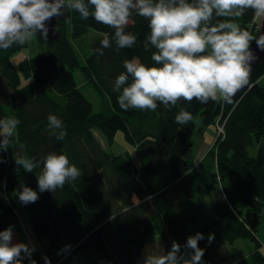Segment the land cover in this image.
Segmentation results:
<instances>
[{
  "label": "trees",
  "instance_id": "obj_1",
  "mask_svg": "<svg viewBox=\"0 0 264 264\" xmlns=\"http://www.w3.org/2000/svg\"><path fill=\"white\" fill-rule=\"evenodd\" d=\"M254 16L255 11L248 9L232 19L254 37L258 32L253 30ZM225 19L216 18L213 23ZM129 20L125 32L136 35L137 43L118 49L113 40L100 56L95 49L101 47L105 35L111 39L115 30L91 16L83 20L78 11L66 8L65 18L57 19L55 25L59 39L36 33L42 53L19 63L22 73L30 76L21 88L10 56L27 42L0 49V73L9 94L8 99L0 100V119L20 121L15 141L7 152H0V189L27 215L40 246L35 247L32 259L36 264H45V256L51 264H146L148 258H142L141 253L149 235L161 236L163 253L176 242L187 254L192 251L184 248L187 238L199 232L204 236L198 242L205 249L203 264L225 260L217 253L224 242L230 245V264H264L263 254L253 251L243 255L235 244L247 239L260 247L258 234L264 222V58L254 70L250 86L239 91L231 104L218 98L206 104L181 99L171 110L157 102L155 111H124L117 103L120 92L114 90L116 78L126 71L123 62L138 58L151 67L155 51H145L143 46L150 34L148 21L135 13ZM90 29L99 34L91 39V52L82 64L66 33L70 30L76 39ZM76 67L99 95L108 98L101 111L93 112L92 103L78 87L72 74ZM181 108L192 114L186 125L175 121ZM49 114L63 121L67 132L63 140L50 134ZM197 115L205 126L219 123L223 134L191 168L187 153ZM95 129L101 131L108 146L121 130L135 147L134 157L127 150L108 151ZM16 148L41 161L52 152L64 154L82 176L55 192L40 193L37 176L42 165L32 172L16 170L12 157ZM161 173L169 176L164 179L162 175L160 184H155L153 179ZM22 185L38 192L35 203H20ZM217 189L222 192L220 198L214 203L203 201L207 207L212 205L210 218L191 234L188 228L204 220L190 223L192 217L182 203L197 197L210 199ZM17 207L0 197V231L10 225L19 228ZM210 233L214 234L211 244L207 239ZM23 264L29 260L24 259Z\"/></svg>",
  "mask_w": 264,
  "mask_h": 264
},
{
  "label": "clouds",
  "instance_id": "obj_2",
  "mask_svg": "<svg viewBox=\"0 0 264 264\" xmlns=\"http://www.w3.org/2000/svg\"><path fill=\"white\" fill-rule=\"evenodd\" d=\"M65 8L78 11L83 20L91 16L115 30L111 39L105 35L101 47L95 49L100 56L113 40L118 49L132 48L137 43L136 35L125 32L133 13L148 21L150 34L143 46L145 51L155 49L151 55L154 65L146 66L138 58L123 62L126 71L116 78L114 90L120 92L117 103L124 111H155L157 102L171 110L181 99L206 104L215 101L217 94L231 104L236 93L248 84L257 59L250 48V41L255 38L232 18L244 15L248 9L264 16V0H0V49L25 44L36 33L48 38L47 23L62 16ZM221 17L228 19L213 23ZM255 41L264 50V36ZM47 119L50 134L63 140L67 135L63 121L53 114ZM191 120L192 114L183 108L175 116L179 125ZM19 124L17 118L0 119V152L8 151ZM15 164L26 172L42 165L37 176L40 193L55 192L82 176L66 155L54 152L42 161L18 155ZM21 187L20 203L39 199L37 191ZM203 239L199 232L189 236L184 248L192 251L187 254L173 242L170 250L146 259V264H203L205 249L198 246ZM207 239L211 244L214 234L210 233ZM34 251V246L13 243V226L0 231V264H23L24 259L36 264L32 259ZM43 259L45 264H51L48 257Z\"/></svg>",
  "mask_w": 264,
  "mask_h": 264
},
{
  "label": "rangeland",
  "instance_id": "obj_3",
  "mask_svg": "<svg viewBox=\"0 0 264 264\" xmlns=\"http://www.w3.org/2000/svg\"><path fill=\"white\" fill-rule=\"evenodd\" d=\"M264 16H257L255 14L254 16V21H253V27L254 31L255 30H260L262 20ZM130 22V20H129ZM99 33L94 30L90 29L87 33H84L81 35L79 38L72 39L69 38L70 42L72 43L74 52L76 53L77 58L79 59L80 63L85 62V58L90 54L91 52V39L94 36H97ZM40 41L38 40L37 35L35 34L29 41H27L26 47L18 51L17 53L14 52V55L10 56V60L12 63L17 67L19 76H20V85H25L30 81V76L24 75L22 71L20 70L19 63L24 60L25 58H34L39 56L42 53V48L40 45ZM74 77L77 82L78 87L82 91V93L90 100V102L93 105V110L94 111H101L104 108L105 100H108L107 97H102L97 93V91L93 88L91 84H89L84 76L82 75L81 71L76 70L74 72ZM11 92V90H9ZM11 96L15 98L14 94L11 93ZM194 124L195 128L192 134V144L190 147L189 151V163H192L193 160H199L201 159L208 149L210 148L216 134V126L215 124L205 126L202 124L200 117L197 115L194 118ZM96 132V137L98 140L102 142V144L106 147L108 151H111L115 154L123 152V151H129L130 155L134 157V147L127 143L126 140L124 139L123 132L117 131L116 135L114 137V141L111 145H106V139L104 135L101 133L100 130L95 129ZM14 146V145H13ZM12 146V147H13ZM212 148V147H211ZM210 148V149H211ZM18 155H23L25 154L21 152L20 150H17V148L13 151V163L14 167L16 170L18 169H23L21 166H18L15 164V159L18 157ZM134 159V158H133ZM4 191L0 189V195L3 194ZM219 193L217 192V197ZM7 196L9 198V201L13 203L11 200L10 195L7 193ZM211 199V198H210ZM6 201V200H5ZM189 205H192V201H201L202 204L197 203L196 206L192 205L189 209L186 208L185 202L183 203V206L186 210L187 215L192 217V220L190 223H197L198 221L204 220V223H199L195 227V231L197 232L202 228L210 218L211 214V206L206 207L203 201H209V200H204L202 198H193L190 200H187ZM17 213L18 217L20 219V226L19 228L13 229V243H25L28 244L29 247H36L40 249L39 243L37 239L33 236L31 227H30V222L28 221L27 215L25 212L20 210L17 207ZM24 224V225H23ZM264 224L262 222L261 226ZM260 226V227H261ZM193 232V233H194ZM154 235V234H153ZM240 241L236 242V246L240 245V248L245 252L244 250H247L248 245L252 244L251 242L245 240V239H239ZM263 241V240H262ZM261 242V241H260ZM264 242V241H263ZM230 250V246L227 243H224L223 246L221 247L220 251L227 253ZM142 258H149L147 256H154L157 254H162L163 253V242L162 238L159 234L155 235L154 241L150 240L149 242L146 243L144 250L142 252ZM229 263V262H228ZM227 264V263H226Z\"/></svg>",
  "mask_w": 264,
  "mask_h": 264
},
{
  "label": "bare ground",
  "instance_id": "obj_4",
  "mask_svg": "<svg viewBox=\"0 0 264 264\" xmlns=\"http://www.w3.org/2000/svg\"><path fill=\"white\" fill-rule=\"evenodd\" d=\"M64 12L66 13V8L64 9ZM259 32V31H258ZM257 32V33H258ZM37 34H39V33H37ZM67 38H72L71 37V32H70V30H68L67 31ZM80 36H78L77 38H79ZM76 70H79L80 71V68H78V67H76V68H74L73 70H72V74L74 75V72L76 71ZM21 87H23V85L21 86V85H19V88H21ZM0 100H3V99H0ZM93 112H97V111H94L93 110ZM215 126H216V131H217V134H216V136H215V138H214V140L218 137V136H220V135H222L223 133V131H222V129H221V126L219 125V123H215ZM94 134L96 135V132H94ZM15 138H16V136H15V131H14V136H13V139H12V142H14L15 141ZM214 140H213V142H214ZM127 142V141H126ZM212 142V143H213ZM127 143H129V142H127ZM133 146V145H132ZM134 147V146H133ZM134 152H135V147H134ZM25 157H27L26 156V154H25ZM188 157H189V152L187 153V159H188ZM204 157V156H203ZM202 157V158H203ZM201 158V159H202ZM201 159H199V160H196V161H194L193 160V162L192 163H189V165H190V167L192 168V167H194ZM188 162H189V159H188ZM162 175H163V178L165 179V176H169L168 174H163V173H161L160 175H158V176H155V178L153 179L154 180V183L155 184H160V179H161V177H162ZM2 190V189H1ZM217 192L219 193V195H218V197L220 198V195H222V192H221V190L219 189H217L215 192H213L211 195H209L210 196V198L211 199H207V200H209L208 202L209 203H211L210 201L212 200V203H214V201L217 199ZM0 197H2L4 200H6V202L7 203H9V204H11V202L9 201V198H8V196H7V193L6 192H4L3 194H1L0 195ZM12 201H13V199H11ZM188 201L186 200L185 201V203H187ZM13 203L16 205V207H17V204L13 201ZM184 203V202H183ZM182 203V204H183ZM193 205H195V204H193ZM196 206V205H195ZM184 207V206H183ZM191 206H189V208H190ZM185 209V208H184ZM14 211L17 213V208H14ZM186 211V210H185ZM17 215H18V213H17ZM19 218V217H18ZM19 224H20V219H19ZM24 225V224H23ZM196 226V225H195ZM13 229H16V230H18L17 228H13ZM189 229V232L191 233V234H195L196 232H194L195 231V229L194 230H192V228H191V226L188 228ZM194 232V233H193ZM155 235L156 234H151V235H149L148 236V238H147V242H149L150 240H152L153 238H155ZM247 240V239H246ZM247 241H249V242H251L252 244H250V245H248V247H247V250L244 252V254L243 255H246V254H249V253H251V252H253V251H257V252H259V253H261V254H263L264 255V248H263V245H262V243L261 242H259L260 243V247L259 246H256L255 244H253V242L252 241H250V240H247ZM260 241V240H259ZM146 242V243H147ZM224 243H226V242H224ZM224 243H222V245L220 246V248L219 249H217V253L219 254V255H221L223 258H225V260H223L222 262H220V264H230L231 263V260L232 259H230V258H228L227 257V253L229 252H227V253H225V252H222V251H220V249H221V247L223 246V244ZM228 244V243H227ZM229 245V244H228ZM230 246V245H229ZM151 257V256H150ZM149 257V258H150ZM229 262V263H228Z\"/></svg>",
  "mask_w": 264,
  "mask_h": 264
},
{
  "label": "water",
  "instance_id": "obj_5",
  "mask_svg": "<svg viewBox=\"0 0 264 264\" xmlns=\"http://www.w3.org/2000/svg\"><path fill=\"white\" fill-rule=\"evenodd\" d=\"M66 13L63 12V15L57 18H52L48 23H47V27L49 29L48 31V38H54V39H59V33L56 31L55 29V25H56V21L57 19H64L65 18ZM260 36H264V18L262 20V24L260 27L259 32L254 36L255 39H258ZM255 39L253 41H250V48L251 50L254 52V54L256 55L257 59L256 61L252 64L251 67V71L249 74V78H248V84L245 85L242 89H240L239 91H243L245 90L247 87L250 86V81H251V77L254 73V70L256 69V67L258 66L259 62L264 58V50H261L257 44ZM7 86L1 76L0 73V99H8V92H7ZM238 91V92H239ZM238 92L236 93V95L233 97V99L237 96ZM232 99V100H233Z\"/></svg>",
  "mask_w": 264,
  "mask_h": 264
},
{
  "label": "crops",
  "instance_id": "obj_6",
  "mask_svg": "<svg viewBox=\"0 0 264 264\" xmlns=\"http://www.w3.org/2000/svg\"><path fill=\"white\" fill-rule=\"evenodd\" d=\"M217 98L218 99H222V97H220V95L219 94H217ZM21 152H23L22 150H20ZM24 153V152H23ZM193 203H192V205L193 204H197V203H199V204H202L201 203V201H192ZM197 202V203H196ZM186 204H188V205H186V208L187 209H189V206H192V205H189V203H186ZM206 206V205H205ZM207 207V206H206ZM195 224H192L191 225V228H192V230H194L195 229ZM258 238H259V240L261 241V243H262V245H263V248H264V224L261 226V230H260V232H259V234H258ZM153 241H154V238L152 239ZM263 240V241H262ZM146 245V244H145ZM145 245H144V247H145ZM144 247H143V249H142V252H143V250H144ZM143 253H141V255H142ZM147 257H150V256H147Z\"/></svg>",
  "mask_w": 264,
  "mask_h": 264
}]
</instances>
